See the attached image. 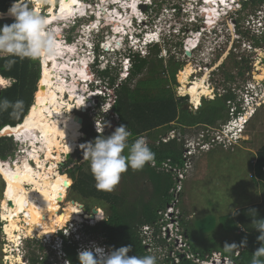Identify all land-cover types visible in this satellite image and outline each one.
<instances>
[{
  "label": "rangeland",
  "instance_id": "obj_1",
  "mask_svg": "<svg viewBox=\"0 0 264 264\" xmlns=\"http://www.w3.org/2000/svg\"><path fill=\"white\" fill-rule=\"evenodd\" d=\"M60 0H54V4L59 6ZM100 1V2H99ZM102 0H82L83 5H88L89 9L87 12L93 13V15L97 19V10L98 6L101 11L102 7L104 6L105 13L109 14V18L100 19L107 21L108 19L112 18V15L116 17L117 14H114L116 11L119 12V15H122L120 19H124V24L129 26V22L131 20L132 15H136L138 17H142L144 20L143 22L139 23L138 27L140 30H143L145 33L146 38H151L154 36V32L159 35L164 34H173L175 33L178 35L182 29V25H187L188 30H185L186 32L184 34H180L178 36L174 35L172 36L171 40L169 41V45L167 48H163L160 50L159 55L163 59V61L166 63L169 59V56L174 57L175 60L183 67L189 66L191 68V75L190 76V82L195 83H203L206 87L210 88L212 90V96L210 99L202 98V107L198 110V116L205 115V112H207L206 109L209 108V104H206V102L213 101L216 99L219 95V98L224 97L225 88L220 85H226L228 83L225 78L228 76V79L232 82L231 87L239 85H243V80L246 81L245 83H251L249 85V89L254 92V94L257 96V98H252L249 95H244V101L246 108L251 110L253 105L258 102L264 101V79L261 81L255 80L258 75L264 76V42H258L254 46L256 47V51L253 52V55L250 56L246 50L247 45H239V47H235V43L232 44L231 51L227 52L229 55L224 54L223 57H221L216 63L215 66H218L214 71L210 73V71L207 69L206 72L201 78H197L203 68H205V64L213 63L217 57L219 56V53L225 49V46L221 47V51L215 53L213 52L216 50V48L219 46L220 39L224 38L228 35V32L226 31L224 33L223 26L217 25L216 29L218 32L214 34H209L208 40L209 43L203 51L197 52L195 51H187V47H189V41H194L196 45V41L198 39H193L194 33L190 32V30L194 31L196 28V31H202L199 28L195 27L196 25H202V23H206V25H212L216 18H213V13L215 11L216 5H218L217 1L222 2V0H205L202 2V0H162L161 5L160 3L155 2V4H152V7H145V6H138V10L141 11L142 15L138 14H131V9H129V4H133L135 0H118L120 3H117L115 6L111 3H107L103 5L101 2ZM111 1V0H110ZM138 2V1H137ZM154 2V1H153ZM226 2V0H225ZM29 7H33V3L28 0ZM204 3V4H203ZM128 4V6H127ZM90 5V7H89ZM157 5V6H154ZM223 6H227V4H222ZM126 6V9H125ZM142 7V8H141ZM175 7H178L176 9V12L178 13V16H173L171 14L172 11H174ZM261 6H247L246 9L242 10V12H239L232 17H226L229 22V29L232 34L235 35V37L243 38V42H248V44H252L251 37L249 31L246 30L245 25H247V28H252L251 26H258L256 25V21L254 20L255 12L256 10H259ZM48 7L46 4L41 8V14L43 17H45V12H47ZM123 12H122V10ZM206 9L210 13H212L211 16L206 14ZM103 10V9H102ZM116 10V11H115ZM96 12V13H95ZM131 14V15H130ZM255 14V15H253ZM222 15V14H221ZM92 16V15H90ZM89 16V17H90ZM84 17H87L86 14H84ZM11 20L13 18L9 17ZM73 17L70 18V22ZM233 19H236V22H234ZM93 19V18H92ZM119 22L122 23V21ZM218 20V19H217ZM215 20V21H217ZM196 21H199L194 25ZM246 21H248L246 23ZM60 21L56 22L55 26L48 27L52 31L57 28V25ZM127 22V23H125ZM149 22L150 24L148 25ZM190 22V23H188ZM219 22V21H218ZM65 24V23H64ZM75 27H69L67 31L61 32V42L66 43L67 46H70V42H74V45L76 44L77 53L75 56L71 57L78 65L83 67V69H86L88 74L89 81L86 83H79L76 79H81L82 82H85L87 78H80L79 75H76L77 72H72L67 67L65 69H61L60 76L67 78V83H70L72 81H77V86L75 88L76 93L80 92L84 95H86V91L90 92V94L93 95V93L97 92L98 89L100 92H102L104 95L110 93H106L107 85L100 81L96 74H94L93 69L88 66L90 61H92L93 53L92 52H86L82 45L86 42V38L89 37V34L93 30V22L90 21L87 25V21L80 20L75 23ZM63 26V24H60ZM80 25H82V28H80ZM87 25V27H86ZM235 30H232L233 26ZM68 26V25H67ZM85 26V27H84ZM137 27V24L135 25ZM125 27V26H124ZM81 31H80V29ZM102 28V26H101ZM104 30H102V36L104 35L106 43H109V41L112 40L114 46H117L116 37L118 35L122 36L124 33H112V28L109 26L103 27ZM102 28V29H103ZM59 29V30H58ZM54 32H60L61 28L59 27ZM190 29V30H189ZM207 31L210 29L209 27L206 28ZM84 30H88L85 32ZM80 31V32H79ZM126 32V31H125ZM142 32V31H141ZM189 36H185L186 34H189ZM218 33V34H217ZM223 34V35H221ZM82 35H84V40L81 41ZM91 35V34H90ZM65 36V37H64ZM68 37H70V40H68ZM66 38V41H64ZM102 39L101 37L99 40ZM126 39V38H125ZM68 40V41H67ZM77 41V42H76ZM133 45V43H131ZM73 46V45H72ZM231 45L229 44L228 48ZM238 46V45H237ZM112 47V46H111ZM121 47V46H119ZM193 47V48H194ZM235 47V48H234ZM109 48V47H108ZM111 49V48H109ZM188 55H186L187 52ZM252 52V50H251ZM262 55V56H261ZM70 56L67 55V57H64V60L60 58H55L59 60V63L61 65H65L67 62L69 64ZM94 57L98 59L99 69H102L105 66V63L109 60H111L114 55L110 52H104L102 48H98L97 52L94 54ZM42 61L41 66L47 61L46 58L41 57ZM86 61V64H81L83 60ZM121 61V60H119ZM122 62V61H121ZM124 65L121 68V72L118 76V81L125 79L126 70L129 68V63H123ZM84 65V66H82ZM118 69V68H117ZM205 70V69H204ZM70 71V72H69ZM181 71H177V74L175 75V83H169V86L172 89V92L177 98H180L182 95L179 94V82H178V74ZM241 71L243 75L239 78L238 73ZM70 73H72V76H70ZM196 73V77L193 78V74ZM209 73V76L207 75ZM39 74H40V67H39ZM213 74V75H212ZM40 77V76H39ZM93 77L92 84L89 85L91 78ZM235 78L234 81H232V78ZM197 78V79H196ZM74 79V80H73ZM201 80V81H200ZM205 80V81H204ZM204 81V82H203ZM219 83L220 85L215 89L213 88L211 83ZM2 82V83H1ZM11 80H3L0 81V87L1 89L3 87H7L10 85ZM79 83V84H78ZM210 83V85H208ZM38 82L36 83V90H37ZM98 86L96 88L95 86ZM83 87V88H82ZM119 87V86H118ZM215 87V85H214ZM89 89V90H88ZM84 90V92H83ZM218 93V95L216 94ZM112 95V92L110 93ZM216 97V98H215ZM68 97L66 96V99ZM187 100H190L189 97H185ZM189 98V99H188ZM34 100V96H33ZM110 102L113 101L111 98L108 99ZM108 100H105L106 102ZM89 102H85V105H89L90 108L85 110L84 112H77L75 110L74 114L79 115L84 122L81 124L80 133L81 136L77 139L76 147L82 144H84V139L82 138L83 134V128L85 123L90 124L91 129H94L93 131L100 132L101 130V124H98L100 122L98 117L99 114L96 112L97 108V97L93 98L92 100H88ZM105 102V103H106ZM205 102V103H204ZM33 103V101H32ZM259 103V104H260ZM256 104V105H259ZM111 105V104H110ZM110 105H101L103 106V109H109ZM198 107V106H195ZM230 107V103L228 101H225V110L222 111L221 119H218L214 125L208 126L204 128L203 126L199 127H193V128H186L181 129L178 125L172 124L174 128L172 131H169L166 133L165 136L160 134L161 141L167 142L169 140L177 139V143L183 144L184 149L188 148L191 150L192 156H190L191 159V168L187 170V177L185 180L181 183V188L179 190V193H181V196H177V202L175 205V208L173 212H169V215L164 218L170 219V221H173L174 223H177L178 231L179 233H183V227L178 223V220L174 219V217H177L180 215V217L185 221V223H188L190 225V229H188V235L190 237L191 245L200 251L203 250H216L217 252H220L222 254L229 253L224 247L226 245L230 246L232 244H236V238H250V234L253 236H259L260 233L251 227V225L245 227L244 225H237L236 231L233 232H227L226 230L233 229L234 226L230 224L228 217L233 214L234 209H239L248 205L255 204L257 202H260L263 197V189H264V182L256 178L254 165H255V154L264 145V106L256 113V116L251 120L249 126L247 127L246 131H241L237 136L234 137V139H230V129H228L227 126H225V122L227 121V117H225V113ZM195 108L191 107V110H194ZM196 116V115H195ZM118 118V117H117ZM104 119V118H103ZM114 120H117L113 118ZM107 119H105L106 121ZM110 125V126H109ZM98 126V128H96ZM115 130L114 124L111 121L107 126L104 125L102 135L108 136ZM222 131V143L225 144L226 149L230 148L229 150H223L219 147H215L211 149L210 151H201L198 149H195L197 144L203 143L205 141H208L210 136H212L215 132ZM98 134V133H97ZM227 136V137H226ZM141 137H144L146 141L149 143V139L147 136L143 135ZM229 138V139H228ZM235 138H240L241 140H235ZM13 143V149L12 153L13 156L8 157L6 161L9 162H15V160L20 159L23 157V154L20 152L22 151V144L19 141V143H16L11 139ZM156 143V141H155ZM75 147V148H76ZM235 147V148H234ZM198 148V147H197ZM233 148V149H232ZM80 150L81 147H80ZM198 150V151H196ZM74 152H76V149L73 150V152L70 153L69 158L66 159L65 154L61 155L60 161L56 163V169L59 173L65 172V170L71 168L73 165H80L83 164V170L87 171L89 162L83 163V160H80L78 162H75V155ZM196 152V153H195ZM21 153V154H20ZM188 152H185L187 155ZM40 155L42 153L40 152ZM20 157V158H19ZM62 160V161H61ZM71 160L72 163L68 165V161ZM131 171H134L132 169H129L126 173L121 175L119 183L114 187L111 193L123 195L126 197V200L129 201L130 204H132V201L134 200V197H138V195L141 200L147 201L151 192H152V186L150 181L147 179V176L142 173H131ZM128 172H130L128 174ZM65 174V173H64ZM67 176V184L66 187L71 184L72 181ZM71 181V183H70ZM71 185L67 187L66 189V195L62 203L59 204L61 207V210L59 213L55 215L50 214L48 212L42 213L40 215V218L33 219L32 225L27 226L23 229V235L21 234L20 239L18 240V247H14L15 243L9 242L7 240V236L4 233V226L5 223L1 221L0 218V264H32L30 259L37 258L38 261H41L44 257L47 258L46 264H64L63 259L60 255V253L55 252L52 249L53 240H56V236L59 235L60 231L62 230L63 233H68L69 230H74L76 226L81 223V214L80 219L81 221H75L72 220V218H67L66 215V204L68 202H71L73 204H76V206H81L79 210L83 212V209L85 210V206L89 207L90 210L86 214H93L92 211L96 210L97 212L93 215L96 217L97 221H100L102 218L106 217L107 213L105 211V208L101 206L99 203L93 201V200H86L80 198V196L74 191L72 192ZM3 190H4V182L0 176V209H1V202L3 197ZM109 192V191H108ZM236 209V210H237ZM166 210L165 212H167ZM1 212V210H0ZM174 213V214H172ZM2 216V213H1ZM51 218V219H49ZM23 218H21V221L19 222V225H23L24 222L22 221ZM87 221V220H86ZM180 221V220H179ZM94 222V221H91ZM95 225V224H93ZM168 227H171L169 224ZM8 228V226H5V230ZM145 228H141L142 231H144ZM174 228L172 227V230H168L165 232L164 236L160 234V237L164 240L165 245L164 246H149L147 244L146 249L150 252V254H154L157 256V259L160 261L162 260L166 255L169 257L176 256V253L179 252L178 247L180 246V251L183 247V244L180 240H175L174 238ZM162 230V229H160ZM176 230V229H175ZM55 231L54 234L50 237H46V233ZM240 231H243L244 234H240ZM246 231V233H245ZM145 232H147L145 230ZM161 232V231H160ZM167 232L169 234H167ZM13 233V231H12ZM150 233V232H149ZM237 233V235L235 234ZM92 235V234H91ZM90 235V236H91ZM246 235V236H245ZM235 236V237H234ZM90 239V238H89ZM80 242H82L83 247L90 248L94 242H88L83 237L78 238ZM86 244V245H84ZM12 245V246H11ZM262 246V245H261ZM53 248H56L55 245H53ZM186 248H184L185 250ZM186 251V250H185ZM238 251L235 252V255L239 254ZM59 254V255H58ZM219 255V253H216ZM193 256V255H192ZM212 256V255H211ZM194 257V258H193ZM189 259L193 260L196 264H201L200 262H197L195 260L196 256H193ZM19 258V261L17 259ZM212 260H209L208 264H219L217 263V259L212 256ZM216 260V261H215ZM13 261V262H11ZM226 264V263H221Z\"/></svg>",
  "mask_w": 264,
  "mask_h": 264
},
{
  "label": "trees",
  "instance_id": "obj_2",
  "mask_svg": "<svg viewBox=\"0 0 264 264\" xmlns=\"http://www.w3.org/2000/svg\"><path fill=\"white\" fill-rule=\"evenodd\" d=\"M12 3L13 0H0V12L6 13ZM251 5L256 7L263 6L264 0H249L248 3H243L244 10ZM175 8L178 9V7ZM13 22L14 20L10 18L0 19V26ZM68 40H70L69 37ZM252 41L254 44L258 42L255 39H252ZM159 52V46L154 45L150 52L143 57L131 55L129 57V68L125 74L126 78L120 82H117L118 70L111 68L103 71L96 70V74L107 85L106 93L108 90L110 93L112 92V95L108 93L106 98L113 99L112 112L118 117V121L113 122L114 127L116 128L121 124L127 125L128 130L132 134L129 138L130 141H134L143 135L147 136L149 139V143H147L155 153L154 164L156 167L165 161H169L171 166L181 168L184 164L183 155L185 149L183 144L177 143V139L162 142L160 134L165 136L166 133L172 131L174 124L180 128L183 127L181 129L193 128L197 124L206 125L204 128L214 125L218 119H221L222 111L225 110V101L234 97L228 93L222 98L218 97L213 101L206 102L210 106L206 109L205 115L203 114L200 117L198 112L196 114L188 113L183 109V103L186 98H177L169 86V83H175V75L179 71L181 63L177 62L171 55L165 63L162 60L163 58L158 56ZM7 59V57L0 58V76L4 79L13 80V82L9 87L0 90V98H7L12 102L23 100L24 111L19 118L15 119L11 118L8 112L0 113V129L5 126L16 127L21 124L32 105L36 83L40 78L39 59L16 58L11 70H6ZM83 133L86 136L84 143L94 141L98 135H102L95 133L91 129L90 124L87 123L84 125ZM9 137L11 136L9 135ZM12 149L13 143L11 139L0 137V159L2 161L13 156ZM74 155L75 162L83 160V163H88L83 158V150L74 152ZM255 160L253 168L256 178L264 182V145L256 152ZM67 163L69 165L72 161L69 160ZM136 172L147 176L152 186V192L147 201L141 200V195H138V197H134L132 204L123 195L119 196V194L97 189L96 181L90 172L89 166L88 170L85 171L83 170V164L73 165L63 172L72 181V192L75 191L80 198L93 200L105 208L106 217L91 227L89 232L97 239H101L102 243L111 250L131 245L132 251L129 256L150 254L146 249L147 244L159 247L165 245L164 240L160 237V229L165 223H168V220H163V213L173 199L171 191L176 185L170 173L158 171L157 168L152 167L150 164L145 165L142 170L131 171V173ZM178 196H181V193ZM236 209L233 212L235 214L228 217L230 224L234 228L226 230L227 232L236 231L237 225L250 226L252 219H264V189L260 202ZM89 210L90 208L85 206L87 213ZM253 210L255 213L251 212ZM176 219L180 223L179 226L181 225L184 229L181 235L188 246L186 250L190 254L196 256L197 259L204 260L212 253L217 252L213 249L203 251L195 249L191 245L188 235L190 225L185 223L180 215L175 217ZM145 227L148 228V232L141 230V228ZM53 234L54 232H49L46 237H50ZM235 234L237 235V233ZM241 234H244V232L240 231L239 235ZM59 235L62 237L61 251L64 259L69 264H79L76 242L66 239L62 233H59ZM257 237L251 234L250 238L247 239H245L246 237H237L236 245L238 250L241 249L239 254L235 255L238 250L220 254L230 258L234 264H251L252 254L261 247V242L258 241ZM242 241L245 243L243 247H240ZM176 259L177 262L174 257L166 255L160 261L157 259V264H195L193 260L187 259L180 253H176ZM30 261L32 264H46L47 258L44 257L41 261H38L37 258H32Z\"/></svg>",
  "mask_w": 264,
  "mask_h": 264
},
{
  "label": "clouds",
  "instance_id": "obj_3",
  "mask_svg": "<svg viewBox=\"0 0 264 264\" xmlns=\"http://www.w3.org/2000/svg\"><path fill=\"white\" fill-rule=\"evenodd\" d=\"M160 1L162 2V0H139V2L136 4V7L140 5L145 7H152V4H155V2L161 4ZM204 1L205 0H202V2ZM222 1L223 2L217 1L218 15L217 18L215 19V20L218 19L217 21L213 20L214 23L210 26L206 25L205 22L202 23V25L200 24L196 25V23L199 22L196 21L194 23V25H196L195 27L199 28L202 31L199 30L196 31L197 30L196 28L194 29V31L189 29L190 32L194 33L193 39L198 37L196 41V45L194 48H192V51L196 50L197 52H201L207 46H209L207 45L209 43L208 40L209 34L210 33L214 34L218 32L216 26L222 25L224 33L227 31L228 35L220 39L219 46L213 52L216 53L217 50L218 52H220L221 47L225 46V49L221 51V53H219L218 57L220 58L223 57L225 53L226 55H229V53L227 52L231 51L232 44L235 43L236 48L239 47V45L242 46L247 45L248 47L247 49H244V51L246 50V52L250 56H252L253 52L256 51V47L254 46L255 44L252 41V39L257 40L258 42L261 41L264 42V5L261 6L259 10H256L257 11L255 12V14L257 13L256 15L253 14L255 15L254 16V20L256 21L255 24L258 26H251L252 28L249 29L247 28L248 24L245 25L246 30L249 31L250 34L252 35L251 37L252 44H248V42L245 43L243 42L244 41L242 38L243 36L240 37L239 34V37L237 38L235 37L234 34L230 32L229 29L230 24L226 17L228 16L230 18L233 15L242 12V10L244 9L243 3H248L249 0H226V2L225 0ZM40 3L41 0H37L36 5L34 7H29L28 0H13V3L7 10V16L13 18L14 22L11 24H5L3 26H0V58L3 57L8 58L5 64L6 70H11L12 65L16 62V58L38 60L41 57H43L46 59L48 58L54 59L59 50V42L61 41V35H62L61 32L67 31L69 27L72 26L75 27L76 25L75 23L80 20L87 21V25H89L88 23L90 21L93 22V30L90 33L91 35L89 34V37L86 38V42L82 45V47L86 52L93 53L92 61H90L88 66H90L93 69L94 74H96V70L103 71L108 68L115 69L116 71L118 70V73H120L121 68L124 65L123 63L126 64L130 62L129 57L131 55H138L140 57H143L146 54H148V52H150V49L154 45L159 46L160 50H162L163 48H167V46L169 45V41L171 40V38H173L172 36L176 35L175 33L173 34L168 33L162 36L154 32V36H152L151 38H146L143 30H140V28L138 27L139 26L138 24L143 22L144 20L142 19V17L132 15L131 20L129 22V26L126 27L125 25L126 32L124 31V34H122V36L118 35L116 37L117 38L116 41L119 42L120 44L119 46L121 47L118 48L113 47L109 49L107 47V43L105 41L104 35L102 36V30H104L103 27L105 26H109L112 28L111 21L96 20V17L94 15L90 17H84V15L75 16L72 18L71 22H70V18L65 21H60L57 27L58 28L60 27L61 30L60 32L56 33L47 27L48 24V21L46 19L48 17L47 12H45L46 15L45 17H43L36 10V8L40 6ZM225 3L227 4V6L222 5ZM87 5H84V7H86ZM110 6H115V5H110ZM176 9L177 8H175L174 11L171 12V14L173 16H176L177 18L178 11L176 12ZM104 14L106 13H103L102 17ZM140 15H142L141 12ZM232 20L236 22V19L232 18ZM247 22L248 21H246V23ZM147 23L148 25L150 24L149 22ZM60 24H63V26ZM136 24L137 27L135 26ZM101 26L103 29L101 28ZM207 27L210 28L208 31L206 29ZM234 27L235 26L232 27V30H235ZM80 28H82V25H80ZM185 28L188 29L187 25H182V29L178 35L182 34ZM255 28L258 30V33L253 31V29ZM189 35L190 33L186 34V36ZM100 37L102 39L99 40ZM110 37H112V31ZM64 39H65L64 41H66V38ZM70 43H71L70 46L74 45V42H70ZM131 43H133V45ZM229 44L231 46L228 48ZM98 48H102L104 52H110L114 55V57L111 60L105 63V66L102 69H99L100 63L98 62V59L94 57V54L97 52ZM119 60H121L122 62ZM39 67L41 68L40 60H39ZM88 74L89 72L86 69H83V76L87 78V80L85 82H82L80 79L79 83L82 84L88 82L89 81ZM97 78L103 82V80L98 76ZM5 80H10V79H5ZM93 80L94 79L92 77L89 85L92 84ZM12 82L13 80H11L10 85ZM247 84L249 83H244L243 85H239L238 88L237 86L233 88L231 86L230 88L229 87L225 88L224 95L230 93L234 97L230 100H227L228 103H230V107L228 109L229 119L224 124L225 126L228 127V129H230V133H229L230 139H234V137L237 136L241 131L245 132L251 120L256 116V113L260 111V109L264 106V102H261L259 105L254 104L252 109L251 110L249 109L248 112L243 96L249 95L252 98H257V96L254 94L252 90L249 89ZM7 87H3L2 89H5ZM95 87L98 88L97 85ZM2 89L0 87V90ZM86 92H87L86 95H84L83 97L85 98L84 101H86L87 103L89 102L88 100H92L93 98L97 97L98 106L96 108L97 110L96 112L99 114V116H97L99 119L98 122L102 123L103 125L101 127L100 132H96V131L94 132L98 134H102L104 125L107 126L111 121L112 122L118 121L117 115L112 112L113 101L110 102L108 100L109 98H106V94L104 95L102 92L99 91V89H98V93L95 92L93 93V95L90 94V92L88 91ZM216 94L218 95V93ZM186 96L188 95H185V97ZM105 100L108 101L106 102ZM100 104L103 106L106 104L108 105L111 104V105L109 109H103V106L100 107ZM88 108H90L89 105L85 109ZM23 111H24L23 100H16L15 102H12L7 98H0V113L8 112L9 116L15 119V118H19L22 115ZM77 112H81V110L78 109ZM113 118L117 120H114ZM105 119L107 120L105 121ZM5 127H3L2 129H4ZM131 135L132 134L128 130L127 125L121 124L120 126L116 127L115 130L110 135L108 136L98 135L94 139V141L86 142L80 145L81 149H83V158L89 162V169L96 181L97 189L110 192L119 183L121 175L126 173L129 169L138 171V170H142L145 167V165L154 163L155 153L149 147L146 139L144 137H138L134 141H130L129 138ZM0 137H7L9 139H13V141L16 143H19V141L16 140L15 137H9V135H0ZM235 140H241V139L235 138ZM205 143H207V141L197 144L195 149L205 152L201 148V146ZM188 148H185V150H187ZM83 212L85 214H81L82 222L79 223L74 230H69L68 235L63 233L62 230L60 231V233H62V235L66 239H71L74 242H76L78 246L77 259L79 264H157V256L154 254H146L143 256L141 255L129 256V253L132 251L131 245L122 246L115 250H111L110 248H108L104 243H102L103 241L101 239L100 240L97 239L96 237L93 236V234L91 235V232H89V229L94 226L93 224H96L98 221H95V219H85L84 216L88 214H86L85 210ZM251 212L255 213L254 210ZM251 227H253L260 233L257 239L259 242H261L262 245L252 254L251 264H264V219H257V218L252 219ZM80 237H83L88 242L89 241L94 242V244L90 248L86 246L83 247L82 242L78 240V238ZM55 239L56 240H53V245H55L56 248H53L52 245V249L55 252L60 253V255L59 254L58 255L62 257L64 264H69L62 255L63 254L61 251L62 237L60 235H57ZM244 243L245 242L242 241L240 247H243ZM224 248L229 252L233 250H238L236 244H232L230 246L226 245ZM214 253L220 254V252H214ZM211 255L209 257H206L204 261L205 260L208 261L211 258ZM221 256L226 257L223 255ZM230 262L231 264H234V262L231 259Z\"/></svg>",
  "mask_w": 264,
  "mask_h": 264
},
{
  "label": "bare ground",
  "instance_id": "obj_4",
  "mask_svg": "<svg viewBox=\"0 0 264 264\" xmlns=\"http://www.w3.org/2000/svg\"><path fill=\"white\" fill-rule=\"evenodd\" d=\"M29 1L33 3V7L36 5L37 0ZM137 1L139 2V0H135L132 2L133 4H129V6L127 4V6L131 9V14H138L140 16L141 11L136 7ZM101 2L103 5L107 3L117 5V3H120L118 0H102ZM44 4L48 7L47 27L55 26L56 22L65 21L71 17L82 16L84 14L87 17L93 15V13L87 12L89 8L84 7L81 0H60L57 8L55 7L54 0H41L40 6L36 8L39 14H41V8ZM102 9L100 11L98 6L96 14L98 20L109 18V14H107L106 18L102 17V14L105 13L104 6ZM215 12H218V5H216ZM114 14H117L116 17L111 14L112 18L108 19L112 22V33H124L126 28L124 27V19H120L122 15H119L118 11ZM206 14L212 15L207 9ZM57 29L58 27L53 31ZM84 31L87 32L88 30ZM83 38L84 35H82L81 41L84 40ZM113 42L112 40L109 41L107 47L118 48L119 42L117 41V46H112ZM189 42L187 51H192L195 40ZM75 47L76 45L66 46L63 42H59V50L55 58L61 57L64 60V57L68 55L70 56L68 57L69 60L67 59L69 64L66 62L65 65H61L59 60L48 58L41 66L40 78L37 85V87L43 86L44 89L37 88L33 95V103L20 125L4 128L0 132V135L15 137L22 144V151L20 152L23 154V157H19L20 159L15 160V162L2 161L0 159V176L4 182L1 220L5 223V226H8L6 230L4 226L3 230L7 236V240L10 243H15V248L18 247V240L23 233V229L31 226L33 219L37 220L44 212L55 216L60 212L61 207L59 204L63 202L66 195L68 179L66 174H61L57 171L56 163L60 161L61 155L70 154L76 149L77 139L81 136V124L74 121V112L77 109L81 110V107L85 111L87 110L85 108L88 107L83 102L85 100L83 94L80 92L76 93L77 89L75 91L77 81L79 82L80 79L77 78V81L67 83V78L60 76L61 69L67 67L72 72H77L76 75H79L80 78L81 76L82 79L85 78L83 76V68L77 64H80V62H76L73 60L74 58H71L77 53ZM81 64H86V61L83 60ZM191 74L189 66L181 69L177 75L180 85L178 91L180 95H188L190 102L195 107L200 105L202 98L210 99L212 90L203 85L202 82L192 84L189 79V75ZM70 76H72V73H70ZM263 79V75H258L255 78L258 81ZM3 80L5 79L0 77V81ZM66 96L68 97L67 99ZM40 152L42 155H40ZM66 206L67 218L81 221L80 214L85 213L79 210L80 207L71 202H68ZM21 218H23V225H19ZM93 219L97 221L94 215ZM17 261H19V258Z\"/></svg>",
  "mask_w": 264,
  "mask_h": 264
},
{
  "label": "built area",
  "instance_id": "obj_5",
  "mask_svg": "<svg viewBox=\"0 0 264 264\" xmlns=\"http://www.w3.org/2000/svg\"><path fill=\"white\" fill-rule=\"evenodd\" d=\"M254 32L258 33V30L255 28L253 29ZM251 83L247 84L248 87ZM182 97H185V95H182L180 98ZM264 102V101H262ZM260 102L258 103H255V104H259ZM98 124H101V123H98ZM103 124H101L102 126ZM98 128V126L96 127ZM3 129L0 130V132H2ZM101 131V130H100ZM99 132V131H98ZM222 131L220 132H217L215 130L214 134L212 136H210V138L208 139L207 143L203 144L201 146L202 150L204 151H210L211 149L215 148V147H219L223 150H229L230 148H227L225 147V144L222 143ZM3 135V134H2ZM223 135V134H222ZM229 139V138H228ZM163 142V141H162ZM166 142V141H165ZM233 149V148H232ZM185 152H188L187 155L185 154ZM191 154V150L190 149H187L184 151V155H183V159H184V164H183V167L179 168L177 166H171L169 164V161H165L163 163L160 164V166L156 167L154 163H151L150 165L154 168H157L158 171H162V172H165V173H170L172 175V178L173 180L175 181L176 185L175 187L172 189L171 193L173 195V199L172 201L170 202V205L167 207L166 210H168L167 212H164L163 215L165 217H167V215H169V212H173V210L175 209V205H176V202H177V198H176V195L179 193V190L181 188V183L183 180L186 179V175H187V170L191 168V160H190V155ZM178 196V195H177ZM174 214V213H172ZM170 216V215H169ZM175 219V217H174ZM163 220H170L168 218H164L163 217ZM169 224L171 225V227H168ZM172 227L174 228V238L176 241L177 240H180L181 243L183 244V247L180 251V246L178 247V250L181 255H184L187 259L193 257L192 254H190L186 249L188 248V246L185 244L184 240H183V237L181 235V233H179L178 231V226H177V223H174L173 221H170L169 223H165L163 226H162V230H161V235L164 236L165 232L168 231V230H172ZM176 229V230H175ZM147 232L149 231L148 228L146 227L145 229ZM66 234L68 235V233L66 232ZM167 234H169L167 232ZM184 248H186L184 250ZM212 256L215 257L218 261L217 263H226V264H231L230 262V259L228 257H222L221 254L217 255L216 253H212ZM211 258L209 260H212L214 258ZM194 258V257H193ZM195 260L197 262H200L201 264H208L209 263V260L208 261H204V260H200V259H197V257H195ZM175 261L177 262V259H176V256H175ZM216 261V260H215ZM195 263V262H194ZM196 264V263H195Z\"/></svg>",
  "mask_w": 264,
  "mask_h": 264
},
{
  "label": "flooded vegetation",
  "instance_id": "obj_6",
  "mask_svg": "<svg viewBox=\"0 0 264 264\" xmlns=\"http://www.w3.org/2000/svg\"><path fill=\"white\" fill-rule=\"evenodd\" d=\"M217 15H218V13H216L215 11H214V13H213V18H217ZM185 30H188V29H184V32L182 33V34H184L186 31ZM186 36V35H185ZM219 59H220V57H218L213 63H210L209 65H208V63H206L205 64V68H203V70L201 71V73H200V75L197 77V78H201V77H203V75L205 74V73H203V72H206V70L208 69L209 71H210V73L212 72V71H214L216 68H218V66H215L216 65V63H218V61H219ZM182 63V62H181ZM205 69V70H204ZM208 76H209V73L207 74ZM213 75V74H212ZM243 75V73L241 72V71H239V73H238V76H239V78L241 77ZM197 75H196V73L195 74H193V78H195ZM196 78V79H197ZM242 78V77H241ZM225 80L228 82V83H226V85H220L219 83H214V81H213V83H211V85H210V83L208 84V85H210V86H212V84H213V88H217L219 85L220 86H222V87H224V88H230V86L232 85V82L228 79V76H226V78H225ZM235 80V78L233 77L232 78V81H234ZM205 81V80H204ZM192 82H194V81H192ZM246 81H244L243 80V82H242V84H244ZM214 85H215V87H214ZM187 97H189V96H187ZM216 98V97H215ZM218 98V97H217ZM189 99V98H188ZM202 100V99H201ZM202 102V101H201ZM187 105H192V106H194V104L192 103V102H190V100H187V98L185 99V102L183 103V109H185L188 113H194V114H196L197 112H198V110L202 107V104L200 103V105L198 106V107H194L195 109L194 110H191L189 107H187L186 108V106ZM229 114H228V110H227V112L225 113V117H227V119L226 120H228L229 119V116H228ZM199 126H206V125H204V124H197L196 126H194V127H199ZM181 128H183V127H181Z\"/></svg>",
  "mask_w": 264,
  "mask_h": 264
},
{
  "label": "water",
  "instance_id": "obj_7",
  "mask_svg": "<svg viewBox=\"0 0 264 264\" xmlns=\"http://www.w3.org/2000/svg\"><path fill=\"white\" fill-rule=\"evenodd\" d=\"M103 17H107L106 14L103 15ZM7 18H9V16H7V12H6V13H1V12H0V19H7ZM186 55H188V52L186 53ZM182 68H183V66L181 65V66H180V69H182ZM37 88H40V89L43 88V89H44L43 86H41V87H37ZM187 107H189L190 109H191V107L193 108L192 105H187L186 108H187ZM81 111H84V110H82V107H81ZM74 121H76V122L79 123V124H82V122H83L82 118H81L79 115H77V114H74ZM85 137H86V136H85V134L83 133V134H82V138L84 139ZM82 150H83V149H82ZM76 151H77V152L80 151V147H79V146L76 147ZM69 155H70V154H65L66 159L69 158ZM70 185H71V184H70ZM70 185H69V186H70ZM69 186H67V187H69ZM59 200H60V199H59ZM8 203H9V205H11L10 202H8ZM79 207L82 208V205L79 206ZM83 211H84V209H83ZM96 212H97L96 210H93V211H92L93 214L96 213ZM93 214H88L87 216L85 215L84 218H85V219H93Z\"/></svg>",
  "mask_w": 264,
  "mask_h": 264
},
{
  "label": "crops",
  "instance_id": "obj_8",
  "mask_svg": "<svg viewBox=\"0 0 264 264\" xmlns=\"http://www.w3.org/2000/svg\"><path fill=\"white\" fill-rule=\"evenodd\" d=\"M1 210V209H0ZM0 218H1V212H0ZM2 221V220H1Z\"/></svg>",
  "mask_w": 264,
  "mask_h": 264
}]
</instances>
